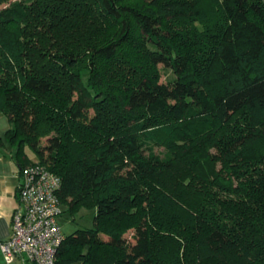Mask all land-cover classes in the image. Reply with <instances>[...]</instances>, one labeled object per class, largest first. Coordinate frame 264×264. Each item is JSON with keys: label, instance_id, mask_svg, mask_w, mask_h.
<instances>
[{"label": "trees", "instance_id": "16d2710c", "mask_svg": "<svg viewBox=\"0 0 264 264\" xmlns=\"http://www.w3.org/2000/svg\"><path fill=\"white\" fill-rule=\"evenodd\" d=\"M2 4L0 145L97 209L56 264H264V0Z\"/></svg>", "mask_w": 264, "mask_h": 264}, {"label": "built area", "instance_id": "2783aa9c", "mask_svg": "<svg viewBox=\"0 0 264 264\" xmlns=\"http://www.w3.org/2000/svg\"><path fill=\"white\" fill-rule=\"evenodd\" d=\"M61 186V177L44 163L33 161L21 168L12 233L0 240L7 262L22 257L30 264H56L65 238L58 222L63 212L58 195Z\"/></svg>", "mask_w": 264, "mask_h": 264}, {"label": "crops", "instance_id": "0c3cea01", "mask_svg": "<svg viewBox=\"0 0 264 264\" xmlns=\"http://www.w3.org/2000/svg\"><path fill=\"white\" fill-rule=\"evenodd\" d=\"M10 127L7 116L0 109V137ZM16 147L5 141L0 145V240L10 237L12 233V215L18 203L17 186L21 168L15 158ZM4 255L0 248V264ZM5 260V259H4ZM5 264H30L22 257Z\"/></svg>", "mask_w": 264, "mask_h": 264}, {"label": "rangeland", "instance_id": "374dc122", "mask_svg": "<svg viewBox=\"0 0 264 264\" xmlns=\"http://www.w3.org/2000/svg\"><path fill=\"white\" fill-rule=\"evenodd\" d=\"M5 4L0 5V8ZM160 69L162 73V81L174 82L176 79V72L173 68L165 66L163 63L160 64ZM92 114V110L90 111ZM43 145L46 143V139H42ZM25 150L32 161L37 160V156L29 145L25 146ZM160 148H158V151ZM97 213L95 207H88L85 205L77 206L76 209L70 210L69 204L63 203V212L58 217V222L61 225L62 231L65 235L72 234L74 231L80 228H91L95 226L94 219ZM138 231L131 229L125 233V239L127 241L135 242L137 240ZM104 238L108 239L107 235H103ZM7 262L3 259V263ZM13 262V261H12ZM10 263V262H8Z\"/></svg>", "mask_w": 264, "mask_h": 264}]
</instances>
